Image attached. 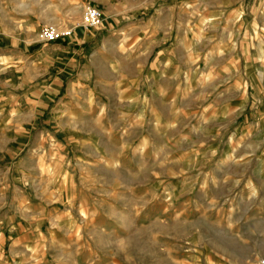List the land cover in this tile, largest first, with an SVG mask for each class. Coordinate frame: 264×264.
Wrapping results in <instances>:
<instances>
[{"label":"rangeland","instance_id":"rangeland-1","mask_svg":"<svg viewBox=\"0 0 264 264\" xmlns=\"http://www.w3.org/2000/svg\"><path fill=\"white\" fill-rule=\"evenodd\" d=\"M54 1L48 13L42 0H0V46L20 44L1 67L28 83L63 67L38 52L73 36L39 40L42 24L68 26ZM185 1L145 13L143 0H115L110 19L88 2L102 22L68 65L62 111L0 113V264L264 257V28L252 32L233 0Z\"/></svg>","mask_w":264,"mask_h":264},{"label":"crops","instance_id":"crops-1","mask_svg":"<svg viewBox=\"0 0 264 264\" xmlns=\"http://www.w3.org/2000/svg\"><path fill=\"white\" fill-rule=\"evenodd\" d=\"M23 1L25 3H32L38 2L39 0ZM42 1H45V11L49 13L51 4L50 0ZM113 1L115 0H55L54 2H52L53 10L55 12L53 13V18H62L61 21H65L68 26H71L75 24V22L78 20L74 22H68L66 21L68 19V15L70 13H73L76 8H80V11H82L81 5L86 4L88 2H94L101 5L103 11L106 13V19L114 18V14L110 13L109 11V5H111ZM233 1L236 6L235 8L241 11L240 17L244 15L245 18L250 19V29L252 32L257 31L258 33L261 28H264V0ZM177 2L178 0H143L145 8L142 12H145L146 8L152 7V5H154L155 3L162 4L164 8L168 9V11H174ZM189 2H192V0H189ZM188 4V0H186L185 5L188 6ZM148 25L149 24L145 22L143 26L145 36H150L152 34L150 31H148ZM90 32V29L76 27L73 31V36L69 41H72L71 43H51L49 47L41 49V51L38 52V56L45 63H49L48 66H51L55 62H57L62 63L63 67H60L58 70L53 71L51 74L48 75L46 79H42L40 81H37L36 83L33 80L31 81V83H28L26 74H22L21 76L11 74L10 72L4 70L1 67L3 61H7L9 63L17 61L15 59L16 56L14 52L18 50V47L16 45L19 44V42H16L14 44L12 42H8L5 44V46H0V102H2L0 104V113L4 109L9 110L10 114L15 115L23 114L25 109H29L27 113L37 116L44 114L45 116H51L52 113L61 112L62 109H59L58 111L57 109L61 105H63V103L59 102L56 105L53 104V102L55 101V98H57L56 100H58V98L60 99L62 96H64L65 92L62 94L61 97H59V94L61 93L63 86L66 89V84L68 82V73H72L69 72V69L71 67L68 65L71 64L72 66H74V68L79 65V61L76 58H81V55L77 54V51L79 50V45L81 43L92 41L96 35V32ZM28 35L30 39L35 40L34 31L30 30L28 32ZM8 36L10 35L4 34L3 37L8 39ZM171 37L169 38L170 41ZM9 39L11 38L9 37ZM1 41L4 40H2L1 38ZM144 52L146 53V51ZM146 66V63L143 64V70L144 68H146ZM154 68L157 74L161 75L162 72L159 71V69H156L155 65ZM2 73L5 74L3 77ZM35 86H37L36 89ZM56 136H58V134L56 132H53V135H50L49 139L52 142L53 146L57 147L58 151H60V149L62 148L61 140H58Z\"/></svg>","mask_w":264,"mask_h":264},{"label":"built area","instance_id":"built-area-1","mask_svg":"<svg viewBox=\"0 0 264 264\" xmlns=\"http://www.w3.org/2000/svg\"><path fill=\"white\" fill-rule=\"evenodd\" d=\"M102 17V11L99 8L87 3L82 9L79 20L72 26L59 27L50 22L42 24L38 33L39 40L46 43L64 40L73 35V31L76 27L90 29L100 26ZM259 264H264V257L260 259Z\"/></svg>","mask_w":264,"mask_h":264},{"label":"bare ground","instance_id":"bare-ground-1","mask_svg":"<svg viewBox=\"0 0 264 264\" xmlns=\"http://www.w3.org/2000/svg\"><path fill=\"white\" fill-rule=\"evenodd\" d=\"M59 26V25H58ZM60 27V26H59ZM62 27H64V26H62Z\"/></svg>","mask_w":264,"mask_h":264}]
</instances>
